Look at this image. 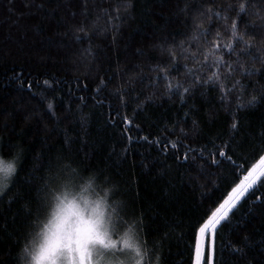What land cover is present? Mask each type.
<instances>
[{
  "label": "trees",
  "instance_id": "trees-1",
  "mask_svg": "<svg viewBox=\"0 0 264 264\" xmlns=\"http://www.w3.org/2000/svg\"><path fill=\"white\" fill-rule=\"evenodd\" d=\"M56 2L50 0L39 14L29 15L25 0H0V142L3 144L0 154L18 153L22 157L10 187L0 192V261L17 264V250L30 221L40 210L49 175L63 171L67 165L82 172L95 171L108 183L115 184V195L124 202L125 219L135 221L153 254H160L159 264H191L195 245L191 225L210 206H215L213 201L218 203L223 199L243 172L237 174L230 161L219 157L217 166L199 159L191 161V154L190 163H178L176 150L170 148L165 154L139 136H159L165 124L171 127L174 122L177 129L186 130L187 139L179 132L170 139H179L197 150L205 145L211 150L213 143L222 146L233 135L229 127L231 111L226 112L216 99L205 102L200 90L195 99L198 111H189L188 116L184 112L193 101L190 99L184 108H178L179 97L169 100L166 95H157L146 109L138 108L151 89H145L140 100L129 97L128 107L124 109L111 95L119 79L116 76L107 88L94 91L101 75L116 71L117 61L120 69L128 70L125 79L133 75H155L147 66L143 70L133 68L143 59L136 49L148 50L154 37L161 35V25L167 24L168 32L180 30L171 0H133L135 6L121 28L116 46L111 43L110 33L106 39L92 38L97 57L91 61L80 55L88 48L89 40L76 42L71 35H64V25L59 23L73 9L78 11L79 6L65 8L61 4L56 16L49 17L47 12L56 7ZM230 2L235 0H215L217 5ZM252 2L256 7L250 11L264 10V0ZM217 10L224 14L222 9ZM244 20L260 23L254 16H245ZM222 25L221 20L215 27ZM207 26L205 19L203 27ZM255 43L260 45L259 38ZM186 62L192 67L190 61L181 58V65ZM249 64L260 67L259 62ZM21 69L33 81L31 90L27 88V79L18 82L13 78ZM184 75L183 67L179 75L173 72V84ZM46 79L50 84L43 83ZM247 79L258 88L264 86V75ZM137 90H140L138 85ZM48 103L52 104L51 109ZM109 104L116 123H109ZM133 109H136L135 119L129 133H124L116 112L132 116ZM81 113L86 115L83 121ZM239 117L240 130L229 154L234 152L237 164L250 166L255 162L253 157L259 150L260 138L264 137V103L241 110ZM183 150L181 146L180 152ZM256 195H264V185L259 182L218 229V254L223 244L237 240L247 231L256 240L251 250V255L256 256L260 240L264 239V200H256ZM15 237L21 238L19 243L13 242ZM225 258L228 259L227 249ZM256 258L259 260V256Z\"/></svg>",
  "mask_w": 264,
  "mask_h": 264
},
{
  "label": "snow or ice",
  "instance_id": "snow-or-ice-1",
  "mask_svg": "<svg viewBox=\"0 0 264 264\" xmlns=\"http://www.w3.org/2000/svg\"><path fill=\"white\" fill-rule=\"evenodd\" d=\"M49 2L50 0H41L40 3H36V0H25V6L28 8L29 15H36L45 9L46 3ZM171 2L174 4L173 11L181 25L180 30L168 32L167 24L161 25V35L154 37V42L148 45V50L136 49L137 55L143 59L141 63L133 65V68L143 70L147 66L155 75L147 77L133 75L125 79L124 73L128 70L120 69L119 61H117L116 71L101 75L94 91L99 92L101 88H107L112 83L113 76H116L119 79L111 95L118 99L120 107L124 109L128 107L129 97L140 100L144 90L151 89L152 91L140 100L138 108L146 109L149 104L154 103V97L157 95H166L169 100L179 97L178 108H184L190 99L193 101V105L184 112V115L188 116L189 111L193 113L198 111L195 108V99L197 90H200V96L205 102L216 99L226 112L231 111L229 127L233 135L222 146L213 143L211 150L206 145L197 150L191 144H182L179 139H170L169 137L177 132L182 134L185 140L187 139L186 130L183 127L177 129L174 122L171 127L165 124L159 136L153 137L147 134L139 136V139L149 145H155L165 154L170 148L176 150L175 160L178 163H190L191 154V161L199 159L209 163V166H217L219 157L230 161L233 168L237 170V174L243 172L242 178L227 191L223 199L218 203L213 201L215 206H210L191 225L195 239L191 264H264V239L260 240L259 251L256 254L259 260H257L256 256L251 255L256 240L247 231L242 232L237 240H230L223 244L219 254L216 246L218 229L223 226V222L229 220L230 214H234V210L242 198H246V193L250 189H254L258 182L264 185V137L260 138L259 150L253 157L255 162L250 166L237 164L233 159L234 152L229 154L235 134L240 130V111L248 107H258L264 103V86L258 88L250 79H247L264 75V10L250 11L256 7L252 0H235V2L220 5H217L215 0H171ZM61 4L65 8L72 7L74 4L79 6L78 11L73 9L59 23L64 25V35H71L76 42L89 40L88 48L80 55L90 61L97 57L91 45L92 38L103 36L106 39L110 33L111 43L116 46L121 28L130 18L131 9L135 6L133 0H57L56 7L48 10L47 15L55 17ZM217 9H222L224 14L221 15V11ZM245 16H254L260 23L244 20ZM205 19L208 23L206 28L203 27ZM221 20L223 25L215 27ZM242 23L243 28H241ZM225 36L226 42L223 41ZM177 37L182 39L178 40ZM257 38L260 40L259 46L255 43ZM181 58L190 61L192 67H189L187 62L181 65ZM249 62L252 64L259 62L260 67H252ZM181 67L185 69V75L182 80H177L173 84L172 73L176 72L179 75ZM13 78L18 82L27 79V88L31 90L33 81L24 75L22 69L15 72ZM77 82L79 83L78 77ZM43 83L48 85L50 81L46 79ZM137 85L140 88L139 91ZM250 85H252L251 90H249ZM80 99L83 102L84 98ZM47 107L51 109L52 104L48 103ZM109 109V123H116L115 116L111 115V104ZM135 115L136 109H133L132 116L116 112V116H120L124 133H129ZM80 119L85 120L86 115L81 113ZM193 124H197V121L193 120ZM135 127L139 129L140 125ZM128 141L129 143L132 141L130 135ZM181 146L184 149L182 153ZM2 151L3 144L0 142V152ZM20 159L22 157L19 155ZM48 167L51 168V165L49 164ZM255 199L264 200V195H256ZM20 239L15 237L13 242L19 243ZM226 249L228 259L225 258ZM157 256L160 258L159 253ZM0 264H9V262L0 261Z\"/></svg>",
  "mask_w": 264,
  "mask_h": 264
},
{
  "label": "clouds",
  "instance_id": "clouds-1",
  "mask_svg": "<svg viewBox=\"0 0 264 264\" xmlns=\"http://www.w3.org/2000/svg\"><path fill=\"white\" fill-rule=\"evenodd\" d=\"M19 167V154H0V192ZM116 186L95 171L49 175L39 212L17 250V264H159L135 221L125 219Z\"/></svg>",
  "mask_w": 264,
  "mask_h": 264
}]
</instances>
